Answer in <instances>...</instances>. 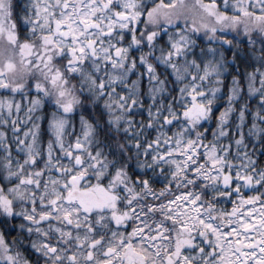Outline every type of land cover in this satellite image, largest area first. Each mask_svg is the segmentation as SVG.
Returning <instances> with one entry per match:
<instances>
[{
    "label": "snow or ice",
    "instance_id": "1",
    "mask_svg": "<svg viewBox=\"0 0 264 264\" xmlns=\"http://www.w3.org/2000/svg\"><path fill=\"white\" fill-rule=\"evenodd\" d=\"M0 264H264V0H0Z\"/></svg>",
    "mask_w": 264,
    "mask_h": 264
},
{
    "label": "trees",
    "instance_id": "2",
    "mask_svg": "<svg viewBox=\"0 0 264 264\" xmlns=\"http://www.w3.org/2000/svg\"><path fill=\"white\" fill-rule=\"evenodd\" d=\"M17 4L22 7L23 6V0H17Z\"/></svg>",
    "mask_w": 264,
    "mask_h": 264
}]
</instances>
